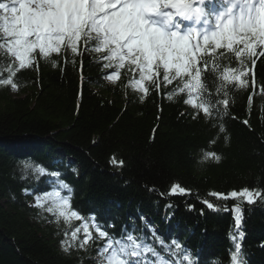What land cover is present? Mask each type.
<instances>
[{
    "label": "trees",
    "instance_id": "trees-1",
    "mask_svg": "<svg viewBox=\"0 0 264 264\" xmlns=\"http://www.w3.org/2000/svg\"><path fill=\"white\" fill-rule=\"evenodd\" d=\"M205 9L211 13L210 5ZM78 47L82 55L64 49L43 58L37 50L33 65L16 71V90L0 85V264H97L100 241L68 252L61 247L65 230L70 235L81 221L57 223L30 206L35 195L56 190L55 171L72 188V209L84 217L95 214L116 237L126 227L158 251L161 242L172 249L176 241L182 253L170 259L177 264H187L185 253L192 264H233L239 243V264H264V197L249 205L243 197L210 195L243 188L264 192V56L254 57L255 65L242 57L248 71L240 87L220 77L224 67L242 68L240 60L218 50L224 53L220 70L209 63L202 73L205 87L194 97L210 101L213 112L206 117L184 103L186 93L168 99L176 81L159 90L149 86L141 100L128 83L131 72L121 69L113 83L105 78L109 70L100 54L83 51V42ZM5 52L0 49L4 78L15 62ZM224 99L227 106L220 103ZM204 152L219 160L200 162ZM21 161L43 166L45 174L29 170L22 180ZM173 183L191 194H169Z\"/></svg>",
    "mask_w": 264,
    "mask_h": 264
},
{
    "label": "snow or ice",
    "instance_id": "snow-or-ice-1",
    "mask_svg": "<svg viewBox=\"0 0 264 264\" xmlns=\"http://www.w3.org/2000/svg\"><path fill=\"white\" fill-rule=\"evenodd\" d=\"M220 3L221 10L211 14L214 28L210 30V14L203 7L204 0H0V40L3 41L0 42V49H5V54H10L18 62V66L13 62L5 68L7 77L0 76V85H10L16 90L17 85L13 82L16 71L31 67L35 62L33 53L37 50L43 58L53 53L59 54L64 49L70 50L73 55H82L78 44L83 42V51L100 54L103 68L109 70L105 74L107 80L115 83L120 78L121 69H127L133 74V79L128 83L141 93V100L149 94V86L159 90L162 84L171 85L176 81L177 87L168 93V99L171 100L175 93H186L184 103L207 117L213 112L210 101L203 96L194 97L205 87L202 73L208 70L209 63L215 70H220L218 59L224 53L218 50L234 53L236 59L240 60L242 68L224 67L220 72L223 81L235 82L240 87L247 83L242 77L248 71L243 67L242 57L251 59L255 65L254 57L264 56V0H220ZM143 5L155 7L153 12H138L137 23L144 33L149 34L147 50L134 43V37L128 33L129 22L125 19L126 12L131 14L135 8ZM202 18L205 27L198 29L195 25ZM189 20H194V24L185 27L183 22ZM152 37H159L163 41L162 46L152 47ZM91 44L95 46L90 47ZM258 47L262 51L257 52ZM220 103L227 106L228 100ZM220 131H224L222 125ZM209 157L219 160L215 153H203L205 160ZM20 164L22 180L28 177L29 170L34 175L45 174L43 166L27 161ZM61 175L58 171L53 172L56 190L35 195L34 204L30 206L52 214L57 223L61 218L66 225L73 219L81 221L70 235L65 230V238L61 240L65 252L70 247L84 249L90 242L100 241L95 249L97 264H177L170 257L181 255L180 243L173 241V248L169 249L167 244L161 242L159 247L163 251H158L147 240L135 235V230L128 232L125 227L116 237L96 222L95 214L84 217L72 209V188L60 179ZM21 191L25 195L33 194L29 189ZM65 191L67 195L63 194ZM169 194L191 193L189 189L173 183ZM210 195L224 200L239 196L251 205L255 203L254 198L264 197V192L243 188L228 193L212 192ZM203 203L213 209L210 202L205 200ZM236 223H241L240 216L236 217ZM81 231L83 238L78 239ZM240 247L239 243L235 244L233 264H239L237 257ZM183 260L192 264L186 253Z\"/></svg>",
    "mask_w": 264,
    "mask_h": 264
},
{
    "label": "clouds",
    "instance_id": "clouds-1",
    "mask_svg": "<svg viewBox=\"0 0 264 264\" xmlns=\"http://www.w3.org/2000/svg\"><path fill=\"white\" fill-rule=\"evenodd\" d=\"M153 12L155 11V7L154 6H149V5H143V6H138L137 8H135L131 14H128L127 12L125 13V19L128 20L129 22V28H128V33L134 37V43L147 50L149 48V34H146L142 31V29H140L139 25H138V20H139V16H138V12ZM163 41L159 38V37H152L151 38V46L152 47H159L162 46ZM48 58V57H46ZM51 66L53 68L56 67V61L55 60H51L50 61ZM205 159L202 157L201 161H204Z\"/></svg>",
    "mask_w": 264,
    "mask_h": 264
},
{
    "label": "rangeland",
    "instance_id": "rangeland-1",
    "mask_svg": "<svg viewBox=\"0 0 264 264\" xmlns=\"http://www.w3.org/2000/svg\"><path fill=\"white\" fill-rule=\"evenodd\" d=\"M66 160H68V159H66ZM31 203L34 204V199H32Z\"/></svg>",
    "mask_w": 264,
    "mask_h": 264
}]
</instances>
